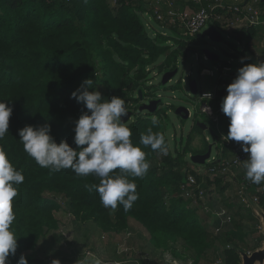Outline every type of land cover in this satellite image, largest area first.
Listing matches in <instances>:
<instances>
[{"label": "trees", "instance_id": "16d2710c", "mask_svg": "<svg viewBox=\"0 0 264 264\" xmlns=\"http://www.w3.org/2000/svg\"><path fill=\"white\" fill-rule=\"evenodd\" d=\"M178 2L181 7L186 5L182 0ZM149 13L142 0H119V7L115 9L108 0H0V102L12 108L9 132L0 140V147L24 176L23 183L16 185L18 195L13 201L16 219L11 230L17 237L18 247L15 255L8 257V264H17L21 255L28 264H51L47 256L37 255V248L49 233L60 228L57 214L64 208L75 223L90 224L99 234H122L132 220L148 234L152 248L167 251L173 245L171 256L178 259L186 256L192 264L202 261L240 264L238 250L253 252L261 247L264 237L251 239L252 235L244 229L242 212L251 213V210L239 201L230 206L226 204L233 221L218 235H213L198 220L196 212L188 208V202L178 197L179 185L186 177L183 170L194 166L185 161L191 154L188 141L186 149L176 151L175 155L169 154L166 137V153L140 144V137L148 128L165 136L160 118H156L158 124L154 126L152 119L137 112L138 93L144 98L147 89L150 73L147 69L162 59L158 70L173 71L178 67L177 59L188 52L186 43L180 40L174 42L177 48L171 50L162 46L169 42L167 37L149 36L140 18L141 14ZM150 16L153 18L152 13ZM230 33L245 52L250 43L255 44L262 37L263 31L251 27ZM221 66L226 65L221 63ZM89 78L94 80L93 89L100 91L102 98L119 96L133 111L134 119L126 123L132 131V143L141 147L151 164L142 179L128 177L136 183L138 193V199L128 211L122 205L116 210L105 208L97 191L85 187L100 183L95 175L78 176L71 169L52 172L42 168L20 142L18 130L26 125L50 124V135L57 143L66 140L76 148L75 122L88 110L71 94ZM169 109L174 112L176 107L169 106ZM195 115L208 121L201 113ZM229 123L230 118L222 114L218 130L215 127L211 130L212 148V144L221 141V136H227ZM196 129L201 131L197 125ZM231 142L243 152L242 142ZM207 148L198 153L205 154ZM222 155L215 157L212 166L218 164ZM158 160L160 166L153 164ZM114 171L119 173L118 169ZM216 184L217 190L223 193L222 181L217 179ZM247 193L256 194L264 210V182L252 184ZM249 220L255 229L257 219ZM58 235L60 249L72 246L61 233ZM178 243L183 254L175 247ZM141 262L146 264V260Z\"/></svg>", "mask_w": 264, "mask_h": 264}, {"label": "clouds", "instance_id": "9594fccd", "mask_svg": "<svg viewBox=\"0 0 264 264\" xmlns=\"http://www.w3.org/2000/svg\"><path fill=\"white\" fill-rule=\"evenodd\" d=\"M245 59L242 57L241 63ZM93 84V79H85L71 94L88 110L75 122L76 148L66 140L57 143L50 135V124L26 125L18 130V135L24 151L40 167L52 172L71 169L78 176L95 175L100 183L85 187L97 191L105 208L116 210L122 205L128 211L138 199L137 185L128 177L142 179L151 164L141 147L133 145L132 131L122 119L128 114L125 100L119 96L102 98ZM226 91L227 96L221 103L222 112L230 118L226 140L242 142L241 150L249 154L244 162L245 179L259 185L264 182V62L244 64ZM203 97L211 99V93ZM11 115L12 108L0 102V140L9 132ZM152 124H158L156 117L152 118ZM140 144L150 146L153 151H167L164 134L153 132L152 128L141 135ZM117 169L119 173L114 171ZM23 181V174L0 147V264H8V257L15 255L18 247L11 225L16 219L13 210V201L18 195L16 185ZM17 264H28V260L21 255ZM52 264L60 261L53 260ZM94 264L101 261L96 259Z\"/></svg>", "mask_w": 264, "mask_h": 264}, {"label": "rangeland", "instance_id": "374dc122", "mask_svg": "<svg viewBox=\"0 0 264 264\" xmlns=\"http://www.w3.org/2000/svg\"><path fill=\"white\" fill-rule=\"evenodd\" d=\"M162 10L164 11V6L162 7ZM140 18L142 22L145 23L149 36L152 37L156 34H160L169 39L168 43H163V47H170L171 50H174L177 48L174 42L180 40L182 41V43H186V46L188 48L186 56L179 57L177 59L178 71L176 75L171 79V81L166 85L161 84L162 76L165 72H161L158 70L162 59H160L154 66L149 68L150 73L148 75V81L145 85L147 87L145 91V97L142 101H139L138 107L143 104H147L152 100L159 101L156 113L148 114L143 111L139 114L143 117H149L150 119L156 117L162 120L165 137L168 141L169 154L175 155L176 151H184L186 149V144L188 141V149L190 150L191 154H188L185 157V161L190 162V156L197 155L199 154L198 152L206 150L208 145L211 143L212 128L215 127V129L218 130V127L213 125L210 121H206L200 115H195L200 114L198 110L203 103L200 95L202 93H213L215 87H218L219 90L227 89V86L231 84L235 79L232 77V74L238 72V69L243 67L244 64L259 63L261 62V60H264V50H262L259 44L256 42V44L250 43L247 51L243 52L244 49L242 44L240 45L239 42L233 39L231 36L232 33H230L231 31L227 29H219L221 40L218 43H213L206 37L201 38L202 33L206 29L211 27L210 24H208V26H206V28H204L196 38H189L184 37L175 30L173 31L171 28H168L161 23L154 21L153 18L149 15H141ZM232 47H235L237 49ZM204 50H207L217 56L218 61L213 62L204 59ZM241 53H243V55ZM242 57H247V59H245L243 63H241ZM221 63H224L226 66L227 63H229V67L231 68L230 72L223 71V74L225 75L224 77H220L221 70L219 68V64ZM211 73L212 76H210ZM191 81H196L197 83L198 93L196 95H191L189 91V83ZM169 106H175L176 108L184 107L188 109L190 112L189 118L186 120L182 119L180 116L176 115L175 112L171 111L169 109ZM128 110L132 111L131 109ZM134 117L135 116L133 115L129 121H132ZM197 123L204 124L207 129L199 131L198 129H196ZM228 142H230L232 146H235L234 144H236H233L231 141ZM212 146L213 148L211 149V155L215 156L216 158H219L221 154H223L221 157L229 158L232 154L231 149L226 146V141L222 140V137L221 141L216 142V144H212ZM216 146H218L219 149H216ZM153 164H158L160 166V160L155 161ZM194 168H196V166H190V171L196 172V169ZM186 171V169L183 170V172ZM245 173L246 169L244 165H242L240 169L233 170L232 173L224 176H218L212 179V181H208V188H211V190L208 191L207 199L209 206L216 209L225 207L226 204L230 206V204L238 202L239 198L237 196V192L238 188H240L238 180ZM217 179H219L220 182L222 181V185L225 186V189L222 190L223 193L217 190ZM258 190L260 191L261 189L258 188ZM188 208L196 212L198 220L206 225L209 232L213 234V229L215 226L212 225V218L204 214L199 206H196L192 203L188 205ZM66 210L67 209L64 208L57 214L61 230L58 229L55 233H49L39 243L37 248V255H42L41 258H45V253L49 251L48 247L47 249H44L45 246L43 245V243L47 240H50L51 238L55 239L58 242V234L61 231L62 235L68 239L66 243L71 242L72 246H69L67 250L63 251L64 253H62L60 256L73 259L72 262H77L76 264H78V261L82 262V264H85L86 262L90 261L94 262L96 259H99L101 261V264H105L107 262H121L122 264H142L143 262L141 261L144 260V258L142 257H147V253L145 251L137 249L139 248V245L135 243L132 232L127 233L126 235L103 233L95 235L90 231V224L86 223L83 225H77L73 217L67 214ZM242 214L243 216H245H242V218H244V229L252 235L251 239L257 238L260 235L264 237V221L260 218L258 219L254 215L252 210L251 213L245 210L244 212H242ZM249 217L257 219L258 226L255 229L253 222L249 220ZM80 226H83L84 228H80ZM139 228L142 229L141 234L144 235L145 231L143 230V228L141 226ZM134 230H136L135 232L139 234V230H137L136 228ZM116 243H118L117 246ZM92 244L96 245L99 248V253H95L91 249V247L94 248ZM101 244H103L104 247H101ZM148 244L150 246V243ZM133 246L136 248H134ZM100 247L103 249H101ZM173 247V245H170L169 250L161 251L162 253L166 252V254L162 255L164 256L163 259L161 258V255L160 257L156 256V258L158 257V260H162L158 264H192L191 260H189L186 256H184L182 259L172 257L170 254V249ZM175 247L179 252L183 254L182 248L179 243L176 244ZM59 250L62 249L59 248ZM74 250H76L78 253L76 252V254ZM53 252L55 253V249H53ZM90 252L92 254L87 255ZM47 258L49 260L51 259L52 261V259L54 260L55 255H53L52 253V255H48ZM200 264L209 263H207L206 261H202Z\"/></svg>", "mask_w": 264, "mask_h": 264}, {"label": "built area", "instance_id": "2783aa9c", "mask_svg": "<svg viewBox=\"0 0 264 264\" xmlns=\"http://www.w3.org/2000/svg\"><path fill=\"white\" fill-rule=\"evenodd\" d=\"M146 3L152 13L156 22L171 28L180 35L189 38H196L201 31L210 24L219 31L227 29L229 31L247 29V28H261L263 31L260 45L264 50V3L261 0H182L184 7H181L178 0H142ZM112 8L119 7V0H108ZM164 6V11L162 7ZM143 16V14H142ZM152 16V15H151ZM150 16V17H151ZM217 25V26H216ZM204 59L205 56H204ZM264 62V60H261ZM220 77H224L223 71L230 72L229 63L227 66H221ZM148 71V69H147ZM237 72L232 74L236 78ZM212 76V73L210 74ZM219 88L215 87L214 92L211 93V99L203 97L205 93L200 95L203 103L198 112L206 116L208 121L218 127L220 116L224 114L221 110V103L223 99L219 98ZM214 103V106L211 103ZM222 140L226 141V146L231 149V156L229 158H220L216 166L212 163L216 161L215 156H211L207 161V165L196 166V172L187 170L185 172V180L179 185L178 196L185 202L199 206L201 211L212 218V225H214L213 234L218 235L222 229L232 223L233 214L225 207L212 208L209 206L207 181H212L215 177L224 176L232 173L233 170L240 169L244 162L248 159L237 146H232L226 137L221 136ZM240 188H238L237 196L239 202L245 205L246 208L251 209L246 196H248L247 189L252 186V182L245 179L243 174L238 180ZM257 192V191H256ZM249 199L258 204V196L249 195ZM58 201H62L61 199ZM63 204V203H62ZM259 205V204H258ZM262 208V207H261ZM69 216H71L69 214ZM59 230H61L59 228ZM62 234V231L60 232ZM68 240L67 238H65ZM247 254L251 252L245 251ZM88 253L87 255H91ZM86 256V254H85ZM97 258V257H96ZM94 258V259H96ZM192 263V262H191ZM105 264H122L121 262H107Z\"/></svg>", "mask_w": 264, "mask_h": 264}, {"label": "water", "instance_id": "95a60500", "mask_svg": "<svg viewBox=\"0 0 264 264\" xmlns=\"http://www.w3.org/2000/svg\"><path fill=\"white\" fill-rule=\"evenodd\" d=\"M261 2L264 3V0H261ZM205 37L208 38L213 43H218L221 40L220 32L217 29H215L213 26L209 27L208 29H206L202 33L201 38H205ZM203 54H204L205 58L209 61H213V62L218 61V57L215 56L214 54L210 53L207 50H204ZM177 71H178V69L165 72L162 76L161 84L166 85L167 83H169L171 81V79L176 75ZM189 91H190L191 95H196L198 93V86H197L196 81H191L189 83ZM138 94H139L138 95L139 101H142L143 96H142L141 92L139 91ZM218 94H219V98L223 99L227 96V91H226V89H221L218 91ZM158 105H159L158 100H152V101L148 102L147 104H143L140 107H138L137 112L140 113V112L145 111L149 114H154L157 111ZM174 112L176 115L180 116L184 120L188 119L190 116L189 110L184 108V107L176 108ZM133 115H134V113L132 111L128 110L127 116L123 117L122 119L124 120L125 123H127ZM197 126L200 127L201 130L207 129V127L202 123H197ZM211 149H212V147L209 145L207 148V152L205 154H197V155L190 156V162L196 166H203L206 163V161L209 160V158L211 156ZM246 198L251 205V208H252L254 215L258 219L260 218L261 220L264 221V210L261 208V206L256 204V203H253L249 199L248 196H246ZM237 252H238L240 260H241L240 264H264V241H263L260 248L256 249L255 251L251 252L250 254H247L245 251H242V250H238Z\"/></svg>", "mask_w": 264, "mask_h": 264}, {"label": "crops", "instance_id": "0c3cea01", "mask_svg": "<svg viewBox=\"0 0 264 264\" xmlns=\"http://www.w3.org/2000/svg\"><path fill=\"white\" fill-rule=\"evenodd\" d=\"M262 38V37H261ZM261 38L259 39V42L258 41H256L258 44H259V46L261 47V45H260V41H261ZM256 42H255V44H256ZM262 49V48H261ZM263 50V49H262ZM77 224V223H76ZM78 225V224H77ZM140 226L136 223V222H134V221H132V220H129V222H128V230L127 231H125L124 233H122L123 235H126L127 233H130V232H132V235H133V239H134V241H135V243H137L138 245H139V248H137L138 250H142V251H145L146 253H147V257L145 258V257H142V258H144V260H146V264H158L160 261H162V260H158L157 258H156V256H159L160 257V255H161V258L163 259V257L164 256H162L163 254H166V252H164V253H162L160 250H156V249H154V248H152V246L150 245L149 246V239H148V234L145 232V234L144 235H142L141 233V231H142V229L141 228H139ZM80 228H84L83 226H80ZM137 229V230H139V234H137L135 231L136 230H134V229ZM90 231H91V233H94L95 235H99V232L98 231H94L92 228H91V226H90ZM144 230V229H143ZM80 232V231H79ZM119 235V234H118ZM43 243V242H42ZM42 243H41V245H42ZM131 244V243H130ZM43 245L45 246L44 247V249H47V247L49 248V251L47 252V253H45V256H48V255H52V253H53V255H55V258H54V260L56 259V258H60V264H76L75 262H72V260L73 259H69V258H64V257H61L60 255L62 254V253H64L63 251H65V250H59V246H58V243H57V241L55 240V239H53V238H51L50 240H47V241H45L44 243H43ZM43 245H42V247H43ZM118 245V243H116V246ZM132 245V244H131ZM92 246L94 247V248H92L91 247V249L95 252V253H99V248L96 246V245H93L92 244ZM101 247H104V245L103 244H101L100 245ZM100 247V248H101ZM134 247V246H133ZM40 248H41V246H40ZM134 248H136V247H134ZM52 251H51V250ZM53 249H55V253L53 252ZM101 249H103V248H101ZM75 251V253L77 252L76 250H74ZM103 251V250H102ZM101 251V252H102ZM80 252V251H79ZM101 252H100V254H101ZM141 252V251H140ZM74 253V254H75ZM78 253V252H77ZM76 253V254H77ZM104 253V252H103ZM118 253V252H117ZM73 254V255H74ZM168 254V253H167ZM141 255V254H140ZM48 258H50V257H48ZM78 259V258H77ZM52 261H53V259H52ZM52 261H51V264H52ZM78 264H82V262H80V261H78ZM85 264H94V262H86Z\"/></svg>", "mask_w": 264, "mask_h": 264}]
</instances>
